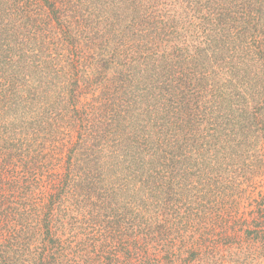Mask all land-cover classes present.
I'll list each match as a JSON object with an SVG mask.
<instances>
[{
    "label": "trees",
    "instance_id": "obj_1",
    "mask_svg": "<svg viewBox=\"0 0 264 264\" xmlns=\"http://www.w3.org/2000/svg\"><path fill=\"white\" fill-rule=\"evenodd\" d=\"M0 264H264V0H0Z\"/></svg>",
    "mask_w": 264,
    "mask_h": 264
},
{
    "label": "rangeland",
    "instance_id": "obj_2",
    "mask_svg": "<svg viewBox=\"0 0 264 264\" xmlns=\"http://www.w3.org/2000/svg\"><path fill=\"white\" fill-rule=\"evenodd\" d=\"M81 102H82V100H81ZM81 104V103H80ZM62 156H64V154H62Z\"/></svg>",
    "mask_w": 264,
    "mask_h": 264
}]
</instances>
